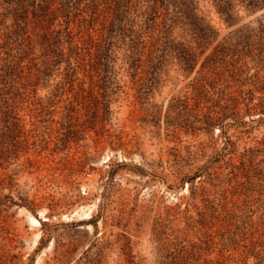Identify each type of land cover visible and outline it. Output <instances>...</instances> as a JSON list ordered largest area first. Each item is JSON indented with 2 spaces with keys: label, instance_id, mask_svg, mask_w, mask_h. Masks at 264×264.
Wrapping results in <instances>:
<instances>
[{
  "label": "rangeland",
  "instance_id": "rangeland-1",
  "mask_svg": "<svg viewBox=\"0 0 264 264\" xmlns=\"http://www.w3.org/2000/svg\"><path fill=\"white\" fill-rule=\"evenodd\" d=\"M156 1L120 6L94 76L79 18L68 40L64 10L24 0L32 52L0 85V264H264V0Z\"/></svg>",
  "mask_w": 264,
  "mask_h": 264
},
{
  "label": "trees",
  "instance_id": "trees-1",
  "mask_svg": "<svg viewBox=\"0 0 264 264\" xmlns=\"http://www.w3.org/2000/svg\"><path fill=\"white\" fill-rule=\"evenodd\" d=\"M79 1L71 5V0L62 1V5L55 9H50V1L49 0H40L39 4L36 7V17H54L57 12H61L64 10V18H65V27L63 30L65 36L68 40H71L73 37L72 31L68 28V24L71 19H76L78 17L79 21V32L80 37H82L81 45L78 46V49L75 48V53L77 57H79L78 65H87L89 66V70L93 71V75L99 76L102 68L101 60L103 57L107 56L110 49V36H111V25H113L114 21L121 20L119 16L121 14L120 6L128 7L130 0H83L81 6H78ZM157 2L153 0V3ZM15 10L17 14V29L20 31L22 29V33L18 34L22 41L18 48L19 52L17 55L13 56L10 63H7L3 73L0 75V85L6 86L5 84H9L10 81H14V77L16 78V74L21 73L22 68L24 67L22 64V60L32 52L31 44L28 43V37H23L24 27L26 23H22V19H24V13L26 11V4L24 0H16ZM80 5V4H79ZM157 5H150V10L153 13V16L150 17V26H152V32H156L161 29H157V21H155L158 17H160L161 13H157ZM21 9V11H20ZM54 14V15H53ZM51 15V16H50ZM159 23V22H158ZM25 25V26H24ZM96 29H93L95 28ZM95 31V36H92V32ZM52 52V61L59 72H68L73 66H70L68 62V58L64 55V53L60 50L57 51L55 49L50 50ZM87 55L88 61L83 63V57ZM62 67V68H61ZM71 69V70H72ZM11 75H14L11 76ZM93 80V79H92ZM99 80V78H98ZM96 82V83H95ZM94 85L97 84L98 87L103 88L99 85L97 80L93 81ZM93 87V84H92ZM1 88V87H0Z\"/></svg>",
  "mask_w": 264,
  "mask_h": 264
},
{
  "label": "bare ground",
  "instance_id": "bare-ground-1",
  "mask_svg": "<svg viewBox=\"0 0 264 264\" xmlns=\"http://www.w3.org/2000/svg\"><path fill=\"white\" fill-rule=\"evenodd\" d=\"M28 219L33 225H39L40 224V221L31 214L28 215Z\"/></svg>",
  "mask_w": 264,
  "mask_h": 264
}]
</instances>
